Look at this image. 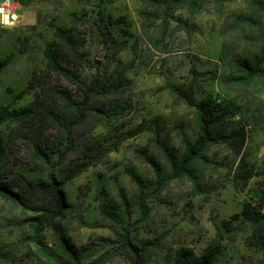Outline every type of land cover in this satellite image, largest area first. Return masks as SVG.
Segmentation results:
<instances>
[{
    "label": "trees",
    "instance_id": "trees-1",
    "mask_svg": "<svg viewBox=\"0 0 264 264\" xmlns=\"http://www.w3.org/2000/svg\"><path fill=\"white\" fill-rule=\"evenodd\" d=\"M17 1L28 6L34 0ZM203 1L175 0L172 5H165L161 0H142L146 7L140 13L144 36L153 47L165 51V40L175 12L185 9L195 14ZM226 1L215 0L221 8ZM50 2L60 4L62 0ZM246 2L245 13L229 16L221 25L222 36L236 35L235 40L223 44V55L229 66L223 81L234 92L250 94L256 104L255 116L264 122V0ZM159 12H163V18L158 24L156 13ZM98 18L94 25L107 40L111 33H105L106 16L101 6ZM87 24L91 21L86 16L73 14L69 27L54 26L55 38L44 50L48 72L67 79L77 88V94L58 85H47L45 77L34 72L26 88L17 93L11 103L0 106V199L21 214L4 217L8 223H2L0 228L8 225L21 230L25 253L37 264H149L158 253L173 250L169 232L154 236L142 234L149 228L152 233L154 216L150 199L161 195L178 180L191 184L193 196L210 194L215 189L211 179L223 168L227 169L236 187L245 191L257 176L246 152L249 133L245 126L236 122L237 113L232 103L211 94L198 99L197 76L203 74L193 69V80L170 91L174 105H184L187 109L176 124L179 148L171 147L163 136L160 117L150 120V125L147 122L138 124L128 135L129 138L135 137L148 129L155 135L146 147H135L136 159L153 167L157 178L155 188L150 191L146 182L131 169L126 170L140 218L126 223L119 214L110 211L111 207L100 206V218L110 226L113 246L93 261L83 262L80 255L88 245L77 247L72 244L64 224L75 207L69 201L66 187L117 151L127 139V135L116 136L118 141L114 142L110 135L119 129L128 105L127 80L121 69L111 73L109 68H98L96 75L86 80L62 65V57L75 64L87 63L81 51L85 34L80 31V27ZM13 61L14 54L0 59V77ZM97 63L101 64V61L97 60ZM32 92V102L25 107H15L17 101ZM100 130H106L107 134L98 133ZM219 145H225L229 150L231 158L228 163L212 157V149ZM22 155H27L32 169L23 166ZM160 160L169 166V174L161 168ZM90 191L87 185L81 188L78 196L81 204ZM119 195L126 207L123 195ZM241 216V223L252 228L251 245L264 251V191L259 202L244 205ZM224 225L233 237L237 234L238 226L233 227L230 222ZM50 230L59 236L66 253L49 245L47 233ZM224 237L225 234L219 232L200 255L191 248L179 247L170 264H223ZM2 250L0 245V256L8 253Z\"/></svg>",
    "mask_w": 264,
    "mask_h": 264
},
{
    "label": "rangeland",
    "instance_id": "rangeland-1",
    "mask_svg": "<svg viewBox=\"0 0 264 264\" xmlns=\"http://www.w3.org/2000/svg\"><path fill=\"white\" fill-rule=\"evenodd\" d=\"M161 1L165 5L175 2ZM99 6L106 16L105 33H111L107 35V40L103 39L94 25L99 19ZM21 7L23 19L19 26L0 27V59L14 54L13 63L0 77V106L11 103L15 95L26 88L34 72L45 77L47 85H58L77 94V88L67 79L48 72L44 54L46 46L55 38L54 26L69 27L73 14L86 16L91 21V24L80 27V31L85 34L81 51L87 63L75 64L62 57V65L86 80H91L98 68H109L111 73L121 69L127 80V110L119 123V129L110 135L114 142L118 141L116 136L127 135V139L117 151L110 153L66 187L69 201L75 207L64 224L72 244L77 247L88 245V249L80 255L82 261L91 262L113 246L110 226L100 218V206L111 207L110 211L119 214L126 223L140 218L141 213L135 204L133 186L126 170L131 169L146 182L150 191L155 188L157 178L153 167L140 163L135 157V147H146L155 135L150 129L135 137L129 138L128 135L138 124L147 122L150 125V120L160 117L163 136L171 147L179 148L180 136L176 124L178 117L186 114L187 109L184 105H174L170 91L193 80L192 70L195 69L203 74L197 76L198 99L211 94L232 103L237 113L236 122L248 130L246 152L257 176L242 192L228 176L227 169L223 168L213 175L211 181L215 189L210 194L193 196L191 184L178 180L172 182L161 195L150 199L149 205L154 216L152 233H149V228L143 230L142 234L154 236L169 232L173 250L158 253L149 264H170L175 250L182 246L200 255L218 237L219 232L225 234L222 241L226 246L223 264H264V251L250 243L251 226L241 223L244 205L247 202L256 204L263 196L264 122L255 116L253 97L228 89L223 81L229 72L223 44L235 40L236 35L222 36L221 25L227 17L245 13L246 0H228L223 8L215 0H204L195 14L179 9L171 19L165 51L153 47L142 32L140 13L146 10L142 0H62L60 4L51 3L50 0H34L30 5ZM162 14L156 13L158 24L163 18ZM33 99L32 92L17 101L15 107H25ZM98 133L107 134V131L100 130ZM211 155L227 163L231 158L225 145L213 148ZM22 156L25 162L23 166L32 169L27 155ZM159 163L165 174H169L167 163L164 160ZM85 185L91 191L81 204L78 196ZM120 193L127 203L126 207L122 204ZM14 215L21 214L0 199V225L8 223L4 217ZM235 216L239 218L234 219ZM225 222L239 227L234 237L226 231ZM21 234L22 231L14 227H2L0 245L3 247L2 252L8 253L0 256V264H37L33 257L25 253ZM47 241L55 250L66 253L54 231H48Z\"/></svg>",
    "mask_w": 264,
    "mask_h": 264
},
{
    "label": "built area",
    "instance_id": "built-area-1",
    "mask_svg": "<svg viewBox=\"0 0 264 264\" xmlns=\"http://www.w3.org/2000/svg\"><path fill=\"white\" fill-rule=\"evenodd\" d=\"M17 0H2L0 3V27L14 28L21 24L23 14Z\"/></svg>",
    "mask_w": 264,
    "mask_h": 264
}]
</instances>
